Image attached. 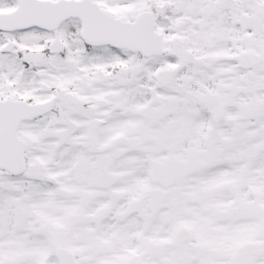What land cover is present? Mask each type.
I'll list each match as a JSON object with an SVG mask.
<instances>
[{
	"label": "snow or ice",
	"instance_id": "snow-or-ice-1",
	"mask_svg": "<svg viewBox=\"0 0 264 264\" xmlns=\"http://www.w3.org/2000/svg\"><path fill=\"white\" fill-rule=\"evenodd\" d=\"M0 264H264V0H0Z\"/></svg>",
	"mask_w": 264,
	"mask_h": 264
}]
</instances>
